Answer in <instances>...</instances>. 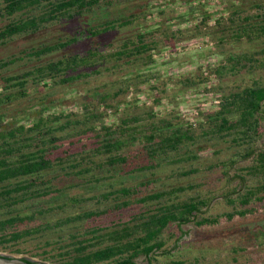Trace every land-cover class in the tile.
Segmentation results:
<instances>
[{"label": "trees", "instance_id": "obj_1", "mask_svg": "<svg viewBox=\"0 0 264 264\" xmlns=\"http://www.w3.org/2000/svg\"><path fill=\"white\" fill-rule=\"evenodd\" d=\"M121 1L0 0V45L17 36H42L63 21ZM194 1L157 0L139 16L43 40L20 56L0 59L1 251L39 256H22L32 264H136L141 256L149 264H264V222L247 226L264 220V82L250 78L219 93L208 87L226 74L251 76L264 69V0H232L217 10L221 16L200 2L164 17L172 4ZM154 10L165 19L121 37L116 46L101 43L110 32L147 21ZM195 37L211 41L223 60L214 68L195 64L197 74L163 71L155 52ZM84 40L92 42L87 49L69 50ZM241 43L258 49H231ZM27 57L35 63L12 71ZM125 67H135L134 77L101 95L98 104L82 102L83 112L58 110L43 97L10 114V105L28 97L32 85L69 87ZM176 86H203V99L218 98L219 108H198L194 122L177 113L175 124L161 113L168 112L163 97ZM145 94L149 105L139 97ZM134 108L140 111L128 115ZM121 111L117 122L98 127ZM209 152L215 160L206 163ZM87 184L103 191L62 195ZM188 224L222 230L176 252L177 232Z\"/></svg>", "mask_w": 264, "mask_h": 264}, {"label": "rangeland", "instance_id": "obj_2", "mask_svg": "<svg viewBox=\"0 0 264 264\" xmlns=\"http://www.w3.org/2000/svg\"><path fill=\"white\" fill-rule=\"evenodd\" d=\"M200 2H204L205 8H209L211 11L216 12L217 10H223V8L227 7L228 4L232 2V0H195L192 5L188 3H174L168 9L166 10V13L164 14V17L170 18L177 14V12H183L187 10H191L192 6L200 4ZM155 4H157V0H125L121 1L119 3H116L114 7L111 8H97L94 9L91 12L85 13L81 17H77L75 19L69 20V21H63L57 25H54L50 27L51 29H47L43 31L42 36L39 35H24L22 37L17 36L13 40L8 41L6 44L0 45V59L3 58H11L12 56H20L22 52H25L26 50L30 49L34 44L42 42L43 40H49L51 38H55L60 35H69L73 36L78 31L85 29L87 27H90L92 25H98L105 21H110L115 18H120L123 16H128L131 14L141 15L146 9L149 10V7H154ZM174 11H173V10ZM218 12V16H221V12ZM155 15V16H154ZM154 15H151L150 18L148 17V20L145 21V18L141 19L140 21H136L133 25L128 26L126 28L119 29L117 31L110 32L108 35L103 36V40H101V43H108L111 41L115 46L118 44V40L121 39V37L129 36V35H135L136 32H141L144 30V26L146 25H155L157 22L162 21L165 19L163 16H159L158 13H156V10H154ZM226 16V14H225ZM159 21H158V19ZM216 18V16H215ZM176 21V22H175ZM177 19H174L171 23L175 22L173 25V29L178 28L179 24L177 23ZM214 21H212L213 23ZM169 24V23H168ZM186 25V24H185ZM184 25V26H185ZM141 29V30H140ZM201 38L200 41H194L195 39ZM206 37H198V38H190L183 41L182 45H177V47L174 50L171 49H164L161 52H155L156 58H159V66L163 71H168L175 74H181L185 73L189 70L190 73H196L198 70H196L195 64L202 63L204 67H207L208 65L211 66V68H214L215 65L219 64L224 58V53L220 51V49H217L213 47L212 42L208 40ZM187 42V43H186ZM211 42V43H210ZM92 43L91 40H84L81 41L78 45H76L73 48H70L69 50L74 51L75 49L78 51L85 50L89 47V44ZM181 49H178L180 48ZM236 51H248L250 49H258V46H253L248 43H241L238 45H235L231 49ZM229 49V51L231 50ZM162 57H165L162 59ZM35 63V61H30L29 58H25L23 61L17 62L15 65L11 66L12 71H19L23 69V66H32ZM191 64V65H190ZM135 67H125L122 69V71H105L103 75L93 76L89 78H84L80 81H78L76 85L72 86H53L51 83H47V86L42 84H35L30 86L29 88V96L16 101L15 103H12L10 105L11 111L10 114H15L18 108H22L25 105L29 104H37L40 102V100L44 97L49 102L53 101L56 102V108L58 110H64L65 112H71V111H77V112H83L81 103L88 100H91L94 102V104H98V100H100L101 95L106 94L108 92L116 91L119 85H122L125 83L128 77H134ZM130 71V72H129ZM134 72V73H133ZM129 73V74H128ZM214 76V75H212ZM217 77V76H216ZM213 77V78H216ZM218 78V77H217ZM250 78L257 79L261 82H264V69H261L257 71L256 74L248 75V73H241V74H229L225 75L224 78L221 80L215 79L213 83H209L208 87L210 88L213 86L217 91L219 92H228L231 90H234L238 85L240 84H248L250 83ZM124 85V84H123ZM132 90V88H131ZM202 91L204 90L203 86H195V87H171L170 91H168L167 95L163 97V102L167 104L166 107L167 113H161V115L168 116V118H171V120L177 124L179 121L176 120L174 116L177 115V113L183 114L185 117L184 119L189 120L195 115H192L191 112L196 110L198 107H200V104L203 100H209L210 99H203ZM212 92V91H211ZM209 93L207 95L208 97L213 93ZM211 95V96H212ZM133 95H131V98ZM140 98H144L145 102H147V105L151 104V99H148L147 95H140ZM138 98V97H137ZM139 99V98H138ZM205 101V102H206ZM144 102H140L138 105L143 106ZM142 107H139V109ZM172 110V111H171ZM175 110L177 112H175ZM140 110H136L135 108L132 110L130 109L127 114L131 115L132 113L139 112ZM113 114V113H112ZM124 115V111H121V113H118L116 115H109L108 118H105L101 122L98 123V127L101 126L102 123L112 124L117 122V118ZM24 117V116H23ZM22 117V118H23ZM188 118V119H187ZM13 120V119H11ZM209 157L211 159L206 160V163L215 160V157L212 156V153ZM226 153H223L222 155H225ZM221 156V155H220ZM205 160H201V162H204ZM138 179V178H137ZM136 179V180H137ZM134 181V178L132 179ZM106 185V184H105ZM107 187V186H106ZM105 188V187H104ZM108 188V187H107ZM103 191V187L98 184H87V185H81L74 187L72 189L66 190L63 192V197L65 196H75V195H81L84 197L91 196L97 193H100ZM86 205V204H83ZM95 207V206H94ZM92 207V208H94ZM86 208V206H85ZM91 208V207H90ZM215 209V208H214ZM220 210L219 207H216L215 211ZM223 224H225V220L222 221ZM264 222L263 218H255L254 221L250 220V222L247 224V226H255L258 225V223ZM246 227V226H245ZM250 227V228H252ZM172 228L175 229L176 226L172 225ZM222 230V229H220ZM214 231V230H203L198 227H195L194 225H183L181 230L177 232V236L181 237V240L178 244V247L175 245L174 239H172L169 243V246L176 247L175 251L178 252L179 250H187L189 249L190 243L194 242L196 240H202L205 238L212 237L216 235V233H221ZM62 234V233H61ZM168 236V235H167ZM166 236V237H167ZM35 244H37V241L34 240L32 243H29L28 248L31 251H35ZM264 253V252H263ZM0 254L3 255H10L13 257H22L25 254H12L9 251H1ZM25 256H29L34 259H40L39 256L32 257V253H28ZM211 259V257H210ZM136 264H149L148 260L141 256L136 260ZM155 264H163L162 261L160 263L156 262Z\"/></svg>", "mask_w": 264, "mask_h": 264}, {"label": "built area", "instance_id": "obj_3", "mask_svg": "<svg viewBox=\"0 0 264 264\" xmlns=\"http://www.w3.org/2000/svg\"><path fill=\"white\" fill-rule=\"evenodd\" d=\"M178 49H181V47L180 48H178ZM156 56V55H155ZM206 100H203L202 102H201V104H200V107H198V108H200V109H206V110H212V108H214V109H218L219 108V103H220V100L218 99V98H213V99H210V101L209 100H207L206 102H205ZM198 108L196 109V110H194V111H192L191 112V114L192 115H195L194 117H192L191 119H189L190 121H192V122H194L195 121V117H196V115H198L199 113H198ZM183 117H185L184 115H183ZM186 118V117H185ZM188 119V118H187Z\"/></svg>", "mask_w": 264, "mask_h": 264}, {"label": "water", "instance_id": "obj_4", "mask_svg": "<svg viewBox=\"0 0 264 264\" xmlns=\"http://www.w3.org/2000/svg\"><path fill=\"white\" fill-rule=\"evenodd\" d=\"M0 264H32L22 257H13L0 254Z\"/></svg>", "mask_w": 264, "mask_h": 264}]
</instances>
